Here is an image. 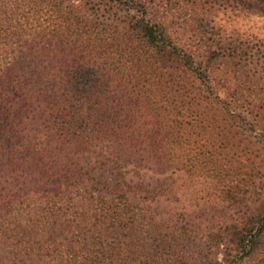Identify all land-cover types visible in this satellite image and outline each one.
I'll return each instance as SVG.
<instances>
[{"label":"trees","instance_id":"trees-1","mask_svg":"<svg viewBox=\"0 0 264 264\" xmlns=\"http://www.w3.org/2000/svg\"><path fill=\"white\" fill-rule=\"evenodd\" d=\"M219 9L264 0H0V264L260 248L264 38L223 34ZM195 172L223 203L262 201L205 236L181 206Z\"/></svg>","mask_w":264,"mask_h":264},{"label":"rangeland","instance_id":"rangeland-1","mask_svg":"<svg viewBox=\"0 0 264 264\" xmlns=\"http://www.w3.org/2000/svg\"><path fill=\"white\" fill-rule=\"evenodd\" d=\"M186 11L183 10V12ZM212 19L225 35L264 38V17L246 15L236 10L219 9L213 13ZM231 82L233 83V81ZM131 167L129 166L128 169L133 174L134 169ZM213 179L205 178L201 172H195L192 178L186 182L187 185L183 186L180 191L181 202H183L181 206L192 211L194 222L206 225L205 228H202L205 236L209 231L216 232L221 226L246 217L261 200V197L258 199L256 196L250 195L248 200L241 204L223 203L214 190L215 181ZM258 190L260 192L261 188ZM261 244L259 249L250 257L243 259L240 264H264V235ZM207 246L197 242L195 252L198 255H196L195 264H229L223 261L225 244L211 245L212 247L209 249Z\"/></svg>","mask_w":264,"mask_h":264}]
</instances>
